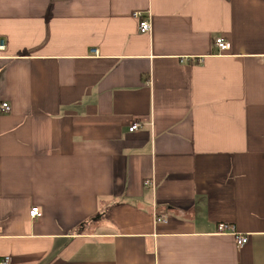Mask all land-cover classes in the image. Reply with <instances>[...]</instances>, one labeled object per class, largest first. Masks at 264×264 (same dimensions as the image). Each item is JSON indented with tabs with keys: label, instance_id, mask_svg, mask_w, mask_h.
Here are the masks:
<instances>
[{
	"label": "crops",
	"instance_id": "1",
	"mask_svg": "<svg viewBox=\"0 0 264 264\" xmlns=\"http://www.w3.org/2000/svg\"><path fill=\"white\" fill-rule=\"evenodd\" d=\"M0 43V257L264 264V0H0Z\"/></svg>",
	"mask_w": 264,
	"mask_h": 264
},
{
	"label": "built area",
	"instance_id": "2",
	"mask_svg": "<svg viewBox=\"0 0 264 264\" xmlns=\"http://www.w3.org/2000/svg\"><path fill=\"white\" fill-rule=\"evenodd\" d=\"M132 15H133V17H135L139 21L138 30L140 32L146 33V32H149L151 30V21L149 18V12L146 13L145 17L142 16V13L140 11H135V12H133ZM214 45L217 48L216 54H218V55L224 53L225 51L229 50V48H230L229 41L225 40L222 37H216L214 39ZM0 47H3L2 43H0ZM92 52L94 54H97L98 49L93 48ZM10 110H11V106L8 102H5V101L0 102V112L7 113V112H10ZM140 125L141 124L139 122L133 121L129 124L128 130L129 131L137 130ZM40 214H41V212H40L38 207L34 206V207L30 208L29 215L31 218L38 217V216H40ZM155 219H156V221H163V218L158 217V216H155ZM227 231L228 232L231 231V233H233L235 235L236 243L238 246H242L243 244L246 243L247 236L243 233H239V232L234 231L232 225L224 224V223H220L217 225V232L218 233H225ZM9 262H10V258L8 256L0 257V264H9Z\"/></svg>",
	"mask_w": 264,
	"mask_h": 264
}]
</instances>
